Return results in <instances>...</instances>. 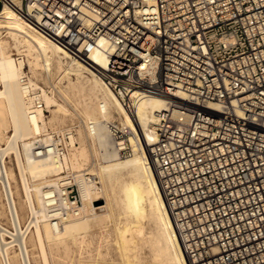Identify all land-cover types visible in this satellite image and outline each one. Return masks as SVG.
Returning a JSON list of instances; mask_svg holds the SVG:
<instances>
[{
    "label": "built area",
    "instance_id": "built-area-1",
    "mask_svg": "<svg viewBox=\"0 0 264 264\" xmlns=\"http://www.w3.org/2000/svg\"><path fill=\"white\" fill-rule=\"evenodd\" d=\"M5 3L97 72L134 121L133 91L164 99L147 151L189 264H264V0ZM106 124L131 155V130ZM55 191L64 214L80 204L75 183Z\"/></svg>",
    "mask_w": 264,
    "mask_h": 264
},
{
    "label": "bare ground",
    "instance_id": "bare-ground-1",
    "mask_svg": "<svg viewBox=\"0 0 264 264\" xmlns=\"http://www.w3.org/2000/svg\"><path fill=\"white\" fill-rule=\"evenodd\" d=\"M130 99L136 123L97 72L0 7V264H189L147 151L164 99ZM110 121L131 130V155ZM70 183L80 204L64 214L55 190Z\"/></svg>",
    "mask_w": 264,
    "mask_h": 264
},
{
    "label": "rangeland",
    "instance_id": "rangeland-1",
    "mask_svg": "<svg viewBox=\"0 0 264 264\" xmlns=\"http://www.w3.org/2000/svg\"><path fill=\"white\" fill-rule=\"evenodd\" d=\"M0 7H1V6H0ZM94 165H96L95 162H94ZM96 203H103V201H97ZM23 229H24V225H23ZM97 232H98V229H97V228H96V229L94 228V229L92 230V233H94V234L97 233ZM32 251H35V250H32ZM110 251H111V250H110ZM111 254H112L113 256H112ZM111 256H112V257H111ZM110 257H111L112 259H114L115 255H114L113 251L110 252V255H109L108 258L110 259Z\"/></svg>",
    "mask_w": 264,
    "mask_h": 264
}]
</instances>
